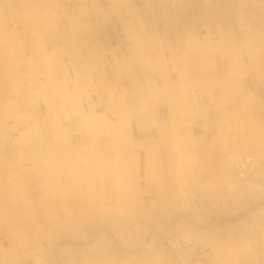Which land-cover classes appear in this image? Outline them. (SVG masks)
Returning a JSON list of instances; mask_svg holds the SVG:
<instances>
[{"label": "rangeland", "instance_id": "374dc122", "mask_svg": "<svg viewBox=\"0 0 264 264\" xmlns=\"http://www.w3.org/2000/svg\"><path fill=\"white\" fill-rule=\"evenodd\" d=\"M43 1L44 8L48 9L40 18L43 26L32 32L31 39L35 43L41 41L43 48L33 50L32 54L34 52L38 56L40 50L42 54L56 52V59L59 60L57 69L54 71L53 59H49L44 67L38 61L32 66L27 65L23 56L29 53L28 49L11 45L10 50L2 48L8 60L4 70L10 75L9 82L15 90L18 91L21 86L22 89L33 90L35 85L32 79L36 77L37 80L41 76L44 80V72L53 66L52 79L55 83L52 89H58L59 93L56 115L49 112L45 101L37 94L21 103L28 106L25 110H31V106L41 102L34 107L39 109L41 105L43 112L48 110V119L37 130L49 131L64 147L59 145L57 150L42 148L37 136L41 132L39 134L35 126L27 130L22 127L23 123L16 125L19 105L13 96H8L6 91L7 94L0 97V264H264V255L254 254L264 248L262 240L250 239L247 242L245 239H230L231 229L236 233V224L257 212L264 200L254 202V207L247 206L248 203L244 201L241 205L240 201L241 206L231 209L230 196L224 195L227 189H236L231 172L215 177L200 174L204 171L201 165L206 161L203 164L199 162L205 155H200L198 151L199 138L206 133L203 124L209 123L207 131L210 136V128L215 126L212 116L216 114L221 125L223 121L222 112L217 108H231L235 97L221 88L215 91L217 94L207 95L199 91L197 85L187 86L185 93L177 96L183 89L174 84L179 76L173 69L175 65L196 74L197 68L201 67L204 70L208 67L205 73L210 70L220 72L225 64H221L223 57L227 60L225 66L229 72L226 70L228 74L224 76L214 75L216 81L227 84L233 80V85L241 83L247 88V75L238 77L236 66L233 67L234 63L226 58L238 56L241 61L251 55L245 40L237 37L241 33L231 34L229 30L239 27L234 25L235 20L223 16L212 22L209 28L196 25L183 30L181 28L185 25L179 27L173 20V13H182L198 0H86L90 14L88 17L82 15L81 20H88L86 23L94 25L90 35L93 34L95 38L88 37L85 53L75 55L68 48L77 34L71 28L77 22L74 1ZM210 1L213 5L217 2L221 11L222 0ZM231 1L236 8L241 6L238 3L240 0ZM211 6L208 5V12L213 9ZM11 9L12 6L4 9L9 20ZM115 11L121 15H115ZM50 15H56V18ZM16 35L14 32L0 31L3 40L9 37L13 43ZM242 36L241 39L245 34ZM230 37L234 43L238 40L236 45ZM80 41H85V38L80 37ZM261 51L258 47L250 49V52L258 55ZM170 56H173V61ZM191 56L195 57V62L184 64ZM92 59H96L95 62ZM21 60L24 65L19 62ZM230 67H233L232 70ZM244 67L248 71L247 64ZM29 70L34 73L31 74ZM166 72L170 73V77H166ZM17 74L18 78L15 76ZM63 77L69 80L66 88ZM152 78L154 83L150 87L147 82ZM156 78L165 85L158 88ZM212 81L210 84H213ZM168 84L173 88L166 86ZM110 92L114 95V103L107 99L103 100L106 104H101V94ZM131 96L135 98L131 100ZM175 96L177 98L174 99ZM218 96H225V99L219 100ZM201 107H207L208 111L205 108L204 111L200 110ZM155 108L158 110L155 111ZM81 114L83 122L78 127L75 124ZM55 116L70 120L65 132L53 120ZM118 119L121 120L120 124H117ZM75 132L78 133L73 139L76 149L66 150V135L71 136ZM114 132L120 139L118 146L124 151L118 154V159L110 162L116 166L121 161L127 167L123 165L119 170L111 169L116 170L113 175L119 181L117 186L109 184L110 172L105 173L101 185L105 188L101 193L93 182L97 178L93 175L95 160L78 158L83 156L78 152L80 144L77 139L82 134L95 138L96 142ZM33 146L41 147L34 149ZM86 149L90 151L91 147L87 145ZM35 157H40L43 162L33 165L31 158ZM21 159L25 160L24 167L28 172L17 176L15 166L19 165ZM61 179H66L67 184L61 185ZM80 182L86 185L85 191L89 193L87 199L82 201L78 198L80 191H84ZM46 192L53 197L49 199L50 202L41 199ZM58 195H67L69 198L66 199L69 200L66 203L74 206L66 207L64 201L58 200ZM55 196L57 200L52 201ZM188 225L191 229L186 230L185 226ZM204 225L217 228L215 232L212 229L211 232L205 231V236L199 238V228ZM237 243L241 245L236 246Z\"/></svg>", "mask_w": 264, "mask_h": 264}, {"label": "bare ground", "instance_id": "6f19581e", "mask_svg": "<svg viewBox=\"0 0 264 264\" xmlns=\"http://www.w3.org/2000/svg\"><path fill=\"white\" fill-rule=\"evenodd\" d=\"M14 1H16V0H14ZM52 1H54V0H49L50 3ZM72 1H74V5L73 6H74V9H75V12H76L75 13L76 14L75 17H76V21L77 22H76V24L71 26V28H72V31L73 30L76 31L77 34H76L75 38L71 39V41H70L71 37L69 38L70 43L68 44V48H69V50H70V52L72 54L76 55L77 53L85 52V50L87 49L86 48L87 44H85V43L88 42L87 41L88 37H94L93 34L90 35V32L92 31L94 25L86 23V22H88V20H85V21L81 20L82 15L85 14V17H88V14L90 12L89 9H87L86 0H80V1L79 0H72ZM77 4H79V5H77ZM199 5H200V2L198 0V3L186 7L188 12L186 10L183 11L182 13L174 12L173 13V15H174V19L173 20L175 21L176 24H178L179 27H182L184 25H185L184 27H186L188 24L189 25L192 24V25H195V26L198 25L197 27H199L201 25V26H205V27L209 28L212 25V23L209 25V23L206 24L207 23L206 21L209 20V21L215 22L216 19H217V17L215 16L216 13L214 12L213 9L208 12V10L206 11L205 8H202L200 11H198L199 10ZM55 6L56 5H54V8H55ZM46 8L47 7L44 8V1L43 0H18V7L13 9V10L11 9L13 14L10 13L11 20H9L8 17H6V15L4 14V10L2 9V6L0 5V24L2 25V28H0V31H9V32H14L15 34L17 33V35L15 36L16 44H15V41L13 43V39H10L9 37H8V40L5 39L6 41L3 40L0 37V97H4L7 94V93L5 94L6 91L9 93L8 96H13V99L19 105V107H18L19 111H18V113H17V115L15 117L16 125L23 123L22 127L28 128L27 130H30L32 126H35V128L37 130L39 128V126L42 125L45 122L46 119H48V117L46 115L48 113L47 112L48 110H49V112L52 115H56V112H58L59 107L57 105V100H56L57 96H58V94H57L58 92L55 91V89H52V87L49 85V84H51L50 81L52 83L54 82V80L52 79L53 78V73L50 70L44 72V77L48 78L50 81L47 79V81L40 82L39 80L35 79L36 77H34L32 79L33 80L32 83L35 86L38 85L37 87H35L36 90H37L36 92H34L35 88L33 90H30L29 88L27 90H25L24 88L22 89V86L17 91V90L14 89L13 84L11 82H9L10 75L7 73V70L6 71L4 70V69H6L5 67L8 64V60H7V57H6V51L4 52V50L2 48H6V49L9 48V50H10L12 48L11 45L19 46L22 49L27 48L28 49L27 51H29V53L24 54V56L23 55L22 56H23V58L25 60L24 63H26L27 65H31V66L34 65L38 61V63L41 65V67H43L44 64L41 63V62L45 63V62H49L51 59H53L51 56L54 55L56 52L49 53V54L43 52V54H42V51L40 50V51H38L39 52L38 56L34 55V52L32 54L33 50L43 48V45L40 44L41 41L38 42V43H35V41L32 42L31 39L33 38L32 37V32L35 33L36 31L40 30V28H42L41 26H43V23L40 22V18L45 13H47L46 10H48V9H46ZM195 13H198V14L193 16L192 14H195ZM50 14H52V13H50ZM75 14H73V15H75ZM115 15L119 16L121 14L118 13L117 11H115ZM51 17H55L56 18V15L55 16H51ZM87 19H89V18H87ZM101 19H102V17H101ZM237 19L238 18H236L235 21ZM9 22L12 23L11 26H9ZM243 23H244V25L242 24L241 28L246 26L245 21H243ZM44 26H46V25H44ZM231 27L232 26H230V28ZM263 27L262 26L261 27H257L255 29L256 32L254 33V35L252 33L249 34V31L247 29L245 31H241L240 29H237V28L236 29H234V28L229 29V30H231V34H232V32L241 33V36H242V34H245L243 39H241V36L239 37L237 35V37H238V39L240 38L239 40H241V41L245 40V42H246L245 45L247 44L246 46L248 48V53L251 54V55H248L245 59L242 58L241 61H240V58H238V56L237 57H228V56H226V58H229L228 60L230 62L234 63L233 67L236 66V71H237L236 74H237L238 77L244 75L246 72H248L251 75L252 74L256 75V77H258V75L264 74V32H262ZM22 32L25 33V34L21 35L20 33H22ZM228 35H229V33H228ZM52 36H54V35H52ZM80 37H82V38L84 37L85 41H80ZM42 38H43V36H42ZM45 38H47V37H45ZM233 38L237 39L234 36H233ZM235 39H233V40H235ZM91 40H92V38H91ZM231 41H232V38H231ZM236 42L235 43L233 42L234 45H236ZM233 43H232V45H233ZM200 46H201V44H199V47ZM238 46H240L239 43H238ZM257 47L262 50L259 55L258 54H253L252 52H250V49L254 50V49H257ZM88 48H90V47H88ZM22 49H20V50H22ZM236 50H238V49H236ZM239 51H238V53L240 54ZM35 53H37V51ZM9 55H11V53ZM168 55H170V53L167 54V56ZM99 56H100V54H99ZM128 56H129V54H128ZM90 57H91V55H90ZM95 60L92 59V62L93 61L95 62ZM170 60L173 61V56H170ZM219 60H221L220 57H219ZM222 60H221V64H223V63L227 64V60H225L223 57H222ZM19 62H22V65H24L22 60L19 61ZM194 62H195V57L191 56V57H189L188 62L185 61L184 64H187V63L188 64H193ZM53 63H55V62H53ZM135 63H137V62L135 61ZM200 63H199V65H201ZM225 64H223L220 72L219 71L213 72V70H210V71L205 73V71L208 69V67L205 68L206 70L202 69V67L201 68H197V74L194 71H192V73H191L190 71H187L185 69H180V67L176 66V65L173 67V69L179 75V76L176 77L177 79H176L174 84H175V86H178V87L180 86L183 89V91H181V92H179L177 90V92H179V94L177 96H181V94H184L185 93V88L187 86L190 85L189 87H191V86L197 85L199 91H203L202 93H205L207 95L208 94L209 95L216 94L213 91H215L216 89L218 90V88H221L222 90H226L227 94L228 93L229 94H233V97H235L234 98V102H233V107H231V108H222V109L221 108H217V109H219V111L221 110V112H222L221 117H222L223 121H222V125H221L219 123V120H217L216 114L212 116L211 119L215 123L214 124L215 126L214 127L211 126V128H210V131H211L210 136H209L208 131H207L208 128L206 127L208 123H204L203 124V126H204L203 130L205 129L204 131L206 133H205V135H201V136H203V138H199V143H198V145H199L198 151H199L200 155H203V154L205 155L204 158L203 157L200 158L199 162L202 163L204 160H206L205 162H203L204 164L202 163L203 165H201V167L204 169V171L200 172L201 175H203L205 177H207V176L215 177V176H218V175L224 176L227 172H229V173L231 172L233 185L236 186V189L231 187L230 189H227L225 191L224 195L226 197L230 196L231 203L233 205V206H231L232 207L231 209H233V207L237 208L238 206H241L243 204V201L246 202V203H249V202L252 201L254 203V202L259 201L261 199L264 200V169L261 168L262 164H264V113H261V112L258 113V111H257V109H259V111H262L261 109L264 107V99H263L264 98L263 97L264 96V94H263L264 87L261 86V88H260L259 85H258V86H256L255 88H253L250 91H243V90H240L238 87H234L233 88L232 81H230V83L228 82L227 84H225V83L220 84L218 81H216V79L214 78V75H216V76H219V74H222L223 76L227 75L229 71H228V68L225 66ZM244 64H247L248 71H245L246 69L244 67ZM54 65H56V64H54ZM97 65H98V63H97ZM13 66H14V64H13ZM233 67H230L231 70H232ZM210 68L211 67H209V69ZM30 70H34V69H30ZM30 70H29V72L31 73ZM226 70L228 72H226ZM216 72H217V74H216ZM234 72H235V69H234ZM32 73H34V72H32ZM107 73H109V72L107 71ZM165 75H166V77H168V76L170 77V73L169 72H166ZM15 76H16V78H18L19 75L17 74ZM25 76H26V74H25ZM78 77H79V75H78ZM88 77L91 78V76H88ZM231 77L233 79V76H231ZM63 79H64L63 82L66 83L65 86L68 87V81L69 80L67 78H63ZM104 79L105 78H103V80ZM124 79H125V77H124ZM132 80H134V79L132 78ZM210 80H213L212 81L213 84H210ZM230 80H231V78H230ZM98 81H99V79H98ZM156 81H157L156 85H157L158 88H161V86L165 85L158 78H156ZM226 81H227V79H226ZM257 81L260 82L259 80H257ZM23 82L24 81H22V84H23ZM146 82H147V80H146ZM78 83H80V82H78ZM136 83L138 84V80H137ZM153 83H154V79L153 78L150 79V82H147V84H150V87H152ZM159 85H160V87H159ZM263 85H264V83H263ZM166 86H168L169 88H173V86L171 84H168ZM222 87H224V88H222ZM79 90H80V88H79ZM1 91H2V93H1ZM35 94H37L38 97H40L43 101H45V103L47 105L46 108L48 109L46 112H43L41 110V105H40L39 109L34 107V106H36L37 103H41V102H37L34 106H31V107H33L31 110H25V109H27L26 107H28V106L23 105L21 102L24 99H26L27 97H31L32 96L34 98ZM165 95H167V94H165ZM172 95H169V96H172ZM101 96H102L101 97V104L102 103L106 104V102H104V101L107 100V99L108 100L110 99L114 103V95L111 92L109 94H107V95H101ZM177 96H175L173 98L175 99V98H177ZM119 98L120 97H118V99ZM134 98H135V96H131L130 97L131 100H133ZM137 98H138V95L136 97V100H137ZM217 98H219V100H224L225 96H218ZM121 101H122V99H121ZM121 101H120V103H121ZM4 103H5V101H4ZM216 103H217V101H216ZM70 106H71V104H70ZM126 106H127V104H126ZM210 106H211L210 108L213 107L212 104H210ZM64 107H65V105H64ZM203 108H205V110H207V107H203ZM203 108L201 107L200 110L204 111ZM155 109H156L155 111L158 110L157 108H155ZM262 112H264V110ZM0 113H1V111H0ZM138 113H140V112H138ZM148 113H150V112H148ZM8 114L11 115V113H8ZM82 115L83 114L80 115L81 116L80 120L77 121L76 124H75L78 127L83 122ZM141 115L143 116V113H141ZM3 116H4V114H3ZM137 116H140V115H137ZM151 118L153 119V117H151ZM62 119H64V120H62ZM62 119H59L57 116H55V118H53V120L55 122L59 123L60 130L65 132L66 128H67V125H68L67 122H70V120L66 119V118H62ZM152 119H151V122H152ZM146 120L148 122L150 121L148 118ZM206 122H209V121H206ZM120 123H121V120L118 119L117 124H120ZM69 128H70V126H69ZM40 132H39V134H40ZM85 132H87V131H85ZM99 132H102V131H99ZM55 133H57V132H55ZM130 134H132V133H130ZM77 135H78L77 132H75V134H71V136L70 135L69 136L66 135L67 136V141L65 142V144H66L65 148H67L66 150L74 151L76 149L75 148L76 146H75V143L73 142V139ZM37 136L40 137V141L39 142H41L42 148H45V149H48V150H57V149L60 148L59 145L62 146L61 142H59L47 130L42 131L41 134L37 135ZM97 136H98V134H97ZM79 137L80 138L77 139V141L79 142L78 145L79 144L80 145L77 147V149H78V152H80V156H83V157H78V158L79 159L82 158L83 160L88 159V160H91V161L95 160L94 161V166H93V175H96L97 178L93 182L96 183V185L99 187L98 191H100L101 193H104L103 189L105 187H103L101 185H103L102 182L105 179V173L109 174V172H110L109 175H110L111 179L109 180V184L117 186L119 184V181L115 180V176L113 175V173L116 170H119L124 165L121 161H120V163L117 162L116 166H113L114 164H111V162H110L114 158L118 159V157H119L118 154H120V153H122L124 151V150L122 151L121 148L118 146V142H119L118 140H120V139H118L119 137L117 138V134L115 132L114 133H110L104 139H102V140L99 139V141H96V142L94 141L95 138L93 139V137L87 138L86 136H83L82 134H80ZM37 138H36V140H37ZM97 138H99V137H97ZM125 138H123V139H125ZM135 142H137V141H135ZM141 142H140V144H141ZM130 143H131V146H132L133 142L131 141ZM137 144L135 146H137ZM26 145H28V144H26ZM87 145L89 147H91V150L90 151L88 150L89 152L86 149ZM203 145H204V147H203ZM41 146H33V148L36 149L38 147L40 148ZM62 147H64V145ZM231 147L233 149L232 154L234 153L235 155H232V154L228 153V150H229L228 148H231ZM12 148H13V146H12ZM33 148H30V149H33ZM94 148H96V149H94ZM113 154L115 155V157H113ZM25 160H26V158H25ZM25 160L24 159L19 160L18 161L19 165L15 166V168H17L16 169L17 176H20L21 174H23L25 172H28V169L26 167H24ZM107 161H108V163H107ZM31 162H32L33 165L36 166L38 163H42L43 160L40 157H35V158H31ZM124 166L127 167L126 165H124ZM9 167L13 168L12 165H10ZM112 168H116V170L112 171L111 170ZM73 172L74 171L72 170V173ZM64 180H66V179L59 180V183L61 185L62 184H67V183H65ZM206 182L210 183L212 181L207 180ZM215 182L217 183L218 181L215 180ZM80 183H82V182H80ZM80 187L84 188V191H82V190L80 191L78 198L80 199V201L86 200L87 199V195L89 194V193H86V191H85L86 185L84 183H82L80 185ZM111 191L112 190H110L109 193ZM58 196L60 197V198H58V200L64 201L66 207L70 208V207L74 206L71 203H66V201L69 200V199H66V198H69L67 195H65V196L64 195H58ZM232 196L237 198V200L235 199V201L232 202ZM50 198L53 199V197H51L49 195V193L46 192L44 194V197L41 198V199L43 201L50 202L49 201ZM55 200H57L56 196L54 197V200H52V201H55ZM240 201L242 202L241 205H240ZM54 206H56V205H54ZM244 206H246V205H244ZM190 215H191V213H190ZM260 222L264 223V203L262 204V206L259 207L257 212L248 215L246 218L240 220L236 224V226H237V232L236 233L234 232V230L231 229V231H230L231 234L230 235L232 237L230 239H235V240H239V239L240 240L241 239L244 240L245 239L246 241L247 240L249 241L250 239H256L257 241H261L262 240V244H263V247H264V225H261ZM215 227L217 228V226L212 227L210 225H204V227L199 228V232H198V236L197 237L201 238V237L205 236V231H210L211 229L215 232V230H214ZM185 228H186V230L187 229H191L189 225L185 226ZM201 229H203V230H201ZM176 230H179V229H176ZM189 233H191V231ZM214 234L215 233H213L212 235H214ZM226 236H228V235H226ZM226 239H227V237H226ZM235 240H232V241H234L236 243ZM244 241H240V243H245ZM237 242H239V241H237ZM252 242L254 243L256 241L252 240ZM229 244H231V243L229 242ZM239 244L237 243L236 246H238ZM218 245H219V243H218ZM228 247H229V245H228ZM242 248L243 247L241 246L240 249H242ZM237 249H239V248H237ZM249 250H247V251H249ZM225 251H226V249H225ZM222 252H223V250H222ZM260 253L264 255V248L262 250L260 249L258 252H255L254 254H260ZM242 254H245V253L243 252ZM247 254H249V253H247ZM249 260H250L249 262H251V259H249ZM254 262H256V261H254ZM245 263H248V261L245 262Z\"/></svg>", "mask_w": 264, "mask_h": 264}, {"label": "crops", "instance_id": "0c3cea01", "mask_svg": "<svg viewBox=\"0 0 264 264\" xmlns=\"http://www.w3.org/2000/svg\"><path fill=\"white\" fill-rule=\"evenodd\" d=\"M224 3L222 5V9L220 11V5H217L216 3L213 5L211 3L210 0H199L200 2V5H199V10L200 11L202 8H205L206 11L208 10V5H212L210 8H213L214 12L216 13L215 16L217 18L219 17H222L223 16H229L231 19H236L238 18L236 21H235V24L236 26H239L237 27V29H240L241 31H245L246 29L249 31V34H253L256 32V28L257 27H263L264 26V0H244V1H238V3L241 5L239 7L236 8V6L234 5L233 1L231 0H222ZM0 5L2 6V9L4 10L5 8H9L12 6V10L17 8L18 7V0L14 1V0H0ZM11 10V14H13ZM186 11L188 12V10L186 9ZM211 11V10H210ZM9 13V14H10ZM5 14V13H4ZM90 14V13H89ZM198 13H195V14H192L193 16L194 15H197ZM243 21H245V24L246 26L245 27H242V24L244 25ZM207 22V23H206ZM205 23L209 25L213 22V21H209L207 20ZM11 22H9V26H11L12 24H10ZM193 26L195 25H192V24H188L186 27H182L181 29L183 30H186L187 27H190V28H194ZM232 26V25H230ZM201 27V25L199 26ZM203 27V26H202ZM262 32H264V27H263V30ZM261 32V33H262ZM243 39V38H242ZM85 52H83L84 54ZM53 58V60H55V66H54V71L57 69V65L59 64V60L56 59V55H52L51 56ZM44 64V66L47 64V62H41ZM43 66V67H44ZM53 69V66L52 68L50 69V71H52ZM53 73V72H52ZM217 74V72H216ZM247 75L246 77V80H247V88L244 87L241 83L239 84H236V85H233L234 84V81L232 80V86L233 88L234 87H238L240 90H243V91H250L252 90L253 88H255L256 86L259 85V87L261 88L264 87L263 83H264V74L262 75H258V77H256V75H251L249 74L248 72L245 73ZM244 74V75H245ZM39 76V75H38ZM53 78H54V74H53ZM63 78H66V77H63ZM238 78V77H237ZM48 78L44 77V80L41 76H39V78L37 80H39L40 82H44V81H47ZM49 80V79H48ZM257 80H259L260 82H258ZM50 81V80H49ZM263 82V83H262ZM51 84H49L51 87H52V82L50 81ZM55 83V81H54ZM39 84V83H38ZM64 86L66 85L65 82H63ZM245 85V84H244ZM38 86V85H37ZM35 86V87H37ZM66 87V86H65ZM55 89V88H54ZM217 90V89H216ZM215 90V91H216ZM214 91V92H215ZM226 91V90H224ZM57 92H58V89H57ZM216 93V92H215ZM59 95V93H57ZM217 94V93H216ZM222 94V93H220ZM264 94V92H263ZM103 95V93L101 94ZM264 97V96H263ZM264 99V98H263ZM231 107H233V105H231ZM262 111L264 110V107L261 109ZM254 111V110H253ZM258 113H264L262 111H259V109H257ZM209 124V123H208ZM208 124H207V128H208ZM209 129V128H208ZM217 131V130H216ZM228 153L229 154H232V147L231 148H228ZM262 169H264V164H262L261 166ZM235 199L237 200V198L233 197L232 196V202L235 201ZM252 206L254 207L253 205V202H249L247 204V206ZM233 206V205H232ZM246 207V206H245Z\"/></svg>", "mask_w": 264, "mask_h": 264}]
</instances>
